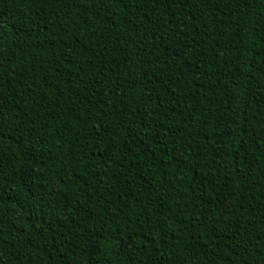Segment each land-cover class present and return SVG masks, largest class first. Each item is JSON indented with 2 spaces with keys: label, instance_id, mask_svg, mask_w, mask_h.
Here are the masks:
<instances>
[{
  "label": "trees",
  "instance_id": "trees-1",
  "mask_svg": "<svg viewBox=\"0 0 264 264\" xmlns=\"http://www.w3.org/2000/svg\"><path fill=\"white\" fill-rule=\"evenodd\" d=\"M0 264H264V0H0Z\"/></svg>",
  "mask_w": 264,
  "mask_h": 264
}]
</instances>
